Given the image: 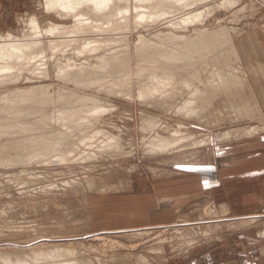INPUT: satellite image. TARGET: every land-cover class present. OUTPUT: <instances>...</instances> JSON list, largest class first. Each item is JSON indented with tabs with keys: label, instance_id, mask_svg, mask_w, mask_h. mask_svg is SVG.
Returning a JSON list of instances; mask_svg holds the SVG:
<instances>
[{
	"label": "rangeland",
	"instance_id": "obj_1",
	"mask_svg": "<svg viewBox=\"0 0 264 264\" xmlns=\"http://www.w3.org/2000/svg\"><path fill=\"white\" fill-rule=\"evenodd\" d=\"M221 1L209 0L207 2L220 3ZM178 14L176 13L174 17H177ZM32 15L38 16L43 28L44 25H48V22L54 23L55 20L72 23L69 18L59 19V16L53 11L47 12L42 7L41 0H0V39L9 37V40L14 39V41L33 40L34 34H32L27 21ZM27 16L29 17L27 18ZM170 19L171 16L161 19L162 21L142 23L143 26L142 24L134 26L132 23L128 30L127 37L129 48L131 47L132 62H130V70L133 74L130 97L111 91L108 85L114 75L110 76L106 70L95 69L96 66L102 64L103 58L111 56L115 50L119 49L118 45L125 46L126 42L124 41L107 42L110 45H105L102 49L93 52L84 50L80 54L79 47L77 48L72 42L69 44L73 47L67 42V44L64 43L66 45L63 44V46L52 50L49 41L53 36L43 35L38 39L42 41L40 47L44 48L45 52L44 54L38 53L37 58L34 57V59L40 58V64L45 66L44 68L40 64L38 65L42 73L39 74L40 70L33 68L19 71L11 69L13 74L9 81L0 85V90L4 88V90L2 89L4 92H0V95H6L10 90H29L30 86L36 87L38 84L39 86L43 84L49 98L54 90L56 93L54 92L52 95V103H49L50 100L48 102L44 100L45 102L42 101V104L39 102L40 105L37 104V106H41V108L38 109V112H41L40 114L34 113L32 118L34 120L44 119L43 121H47L49 129H59L67 135L64 134L62 139L56 141L55 150L50 154H40L30 160L18 159V162L13 163L14 166L11 164L0 165L1 249H10L9 251L16 252L29 242L36 246L44 242L43 246L49 245L48 247L50 245H65V247L74 249L88 262L95 264H217L218 262L227 263L237 260L241 254L248 253L246 255V257L248 256L247 264H251L252 260L264 264V172L256 174L261 171L262 164L258 160L255 161L256 157L253 152H244L243 144L238 143L242 136L221 138L226 130L262 126L264 123L256 122L257 119L239 117L238 111L228 104L225 94L216 97L213 104L208 107H202L198 99L192 101L196 102L197 106L200 105L199 109L192 110L189 106V102H192L189 100L195 97V88L203 91L209 89L210 80L208 79L216 75L215 71L218 69L217 67L220 68V63L215 66L211 65L212 68L208 66L206 69L200 70L198 79L186 89L174 88L170 91L171 94L168 92L172 98V105L171 103L150 104L141 101L138 97L137 72H135L138 61L134 52L138 34L142 32L141 34L146 37L154 38L155 36L156 38L157 34L169 31L172 23H170ZM197 26L201 29L210 28L209 30L230 26L228 29L231 30L230 36L234 45L242 43L247 45L250 39H257L258 54L250 52L249 58L253 61L258 56L264 64V0H237L229 8L219 7L212 11ZM184 33L192 37L195 36L193 26L188 27ZM102 35L108 37L121 34L103 32L92 37H104ZM88 36L90 35L82 37ZM109 49L112 52L108 51ZM35 50L39 52V47H36ZM72 50L74 52H70ZM100 55L101 57H99ZM48 56H50L49 59ZM64 58L66 59L64 60ZM245 59L246 57L244 58L242 55L240 60L232 63L231 72L243 77L249 75L250 71ZM250 60H248L249 63ZM42 62L44 63L42 64ZM66 65H84L93 69L92 75L98 76L96 78L102 76L101 85L94 84L96 88L93 84L77 87L73 81L61 77L60 67ZM43 69H45V73H43ZM227 69V67L224 68L225 72ZM253 71H256V67ZM36 72H38L37 75ZM25 74L29 76L25 77ZM14 85L17 86L13 87ZM73 85H76L77 90ZM19 86L20 88L17 89ZM81 90L85 93L84 96L88 95H86L87 98L90 95L92 97L95 95L91 101L89 98L87 102L85 101L88 107L93 104L99 105L104 108V111L99 110L102 114L99 112L97 115L88 117L87 120L69 122L63 119L64 122L62 120L60 122L57 116H61V114L65 116L63 113L71 107L69 105L72 107L77 105L76 98L80 94L83 95ZM69 91L74 94L76 91L77 97L76 94H73L75 97L69 96ZM106 92L107 94H104ZM63 94H67L64 95L63 102L66 101V97L69 99L72 96L70 102L75 100L74 103L66 104L64 102V106L61 103L62 100H57ZM55 95L58 96L55 97L58 101L55 102L56 104L53 103ZM60 95L62 96L60 97ZM186 96L189 102H187ZM94 99L96 100L94 101ZM44 103L45 105H43ZM54 107L57 108L56 112L53 110ZM261 110L264 112L263 109ZM262 118L264 119L263 113ZM54 121L55 125L50 123ZM74 129L76 130L74 131ZM175 132L203 142L196 145L191 143V145L192 139L190 141L185 139L187 141L184 143L187 144L173 150L163 151L164 153L150 148L149 141L154 140L157 135L174 138ZM87 138L91 139L87 140ZM58 143L62 146H59ZM69 145L72 148L68 147ZM60 153H67L71 160L69 158L70 161L57 159ZM181 156H188L189 163L181 162L179 165H175L172 159ZM37 161L39 162L37 163ZM244 161L246 164L243 163ZM207 164H210L209 168H214L215 172L211 175L207 171L199 170L205 169ZM197 172L202 178H217L220 182L214 188L206 187L199 182V178L196 176ZM220 206H226L228 214L221 215ZM253 214L259 215L260 218L257 222L241 226V228L235 223L236 219ZM138 231L144 233L138 234ZM206 232L207 235H205ZM258 243L260 246L255 245ZM25 251H29V248ZM240 251L241 254H239ZM142 256L148 259L145 263L144 261L142 263Z\"/></svg>",
	"mask_w": 264,
	"mask_h": 264
},
{
	"label": "bare ground",
	"instance_id": "obj_2",
	"mask_svg": "<svg viewBox=\"0 0 264 264\" xmlns=\"http://www.w3.org/2000/svg\"><path fill=\"white\" fill-rule=\"evenodd\" d=\"M207 1H209V0H41V5L44 9H46L47 12L53 11L54 13H56L59 16V19L64 20L66 18H69V19H71L72 23H67L66 21L60 22L59 20H55L54 23L48 22V25H46L47 27L44 25V28H43L42 27L43 25L40 24V22H39L38 16L32 15L30 18H28L29 16H27V18L29 20H27V18H26V20L28 21L29 27H31L30 29L32 30V34H34V36L32 37L33 40L27 39L26 41L25 40L14 41V39H12L13 40L12 41V40H9L8 34H10V32H8V34H7L8 39H2V40L0 39L1 40L0 41V85L5 83V82L7 83V80L9 81L10 77L13 74L11 69H17V71H19L21 69L27 70V69H32V68L33 69H39V70L41 69L40 66L38 67V65L40 64V61H39L40 58L34 59V57L39 56L38 53L44 54V52H45V49L40 47V45L42 44V41L38 39V38L42 37L43 35L53 36V38L50 39V41H49L50 42L49 45H50V47H52L51 48L52 50L54 48L57 49L58 47L63 46L64 43L67 44V42H68V44H69V42L70 43L72 42V43H74V45L77 46V48L79 47L80 51L78 50V52L80 54H81V52L83 53L84 50H86L87 52H93L95 50L97 51L100 48L102 49L103 47H105V45L108 46L109 43L124 41V42H126L125 46L123 45V43H122V45H123L122 47H120V45H118L119 49L115 50L111 54V56H109V57L107 56V57L103 58L101 60L102 64H100V66H96L97 68H95V69L106 70V72H108L110 76L114 75V77H112V79L110 78L111 79L110 85L107 84L108 86H110L109 89L111 91L115 92V94H124L125 96L130 97V95H132L131 94V92H132L131 88H132V82H133L132 81L133 74L130 70L131 69V64H130V62H131L130 48L131 47L129 48V42H128V37H127L128 36L127 35L128 30H130L132 23L134 24V26H137V25H140L142 23L155 22V21H158V20H161L164 18L167 19V17L171 16L170 23L171 22L172 23L170 25L171 28L169 29V31H167L163 34H160V33L157 34L156 38H155V36H154V38L153 37H150V38L146 37L145 35L141 34L142 32L140 33L139 31H137V32H139V34H138V41L134 46L135 47L134 52L136 55V60L138 61V65L136 67L137 69L135 72H137V86H138L137 91H138L139 99L141 101H144V102H149L150 104H158V105L162 104V105H164V104H170L171 103V105H172V100H171L172 98H170L171 96H169L171 94L170 91H172L174 88H176L178 90L182 89V88L186 89L187 87L192 85V83L194 81H196L198 79L200 70H204L208 66H210V68H212L211 65L214 64L213 66H215V64L220 63V68L217 67L218 69H216V71H215L216 75H213L211 77V79H208V80H210L208 83L209 89L208 90L206 89L203 91V90H198V88H195L194 89L195 91L192 90L195 92L194 93L195 97H192L189 101H192V100L196 101L198 99L200 101V103L202 104V107H208V106L213 104V101L215 100L216 97H218L220 94H225V95H227L228 104L232 108H235V110L238 111L239 117L241 116V117H248L249 119L250 118L251 119H257L258 121L255 120L256 122H263L264 123V119L262 118V113L264 114V112H261L262 111L261 109L264 110V64L262 63L263 60H260V58L258 56L256 57L257 59L253 60V61H251L249 58L250 52L253 54H256V55L258 54V52L256 50V47H257L256 44H258L257 39H250L247 45L243 44L242 42H241L242 44L234 45L231 41V36H230L231 30L229 31V29H228V27H230V26H228V27L227 26H222V27L219 26L220 28H217V29L215 28L214 30H209L210 28L209 29L199 28V26H197L198 23L202 22L203 19L208 14H210L212 11H215L217 8H219L221 4L228 5L225 8H229L237 0H222L220 3L207 2ZM182 11H184V12H182ZM250 11H252V10H250ZM176 13L177 14L180 13L181 15L179 16V14H178L177 17H174ZM161 21H159V22H161ZM165 21H167V20H165ZM152 24H154V23H152ZM166 24H168V23H166ZM147 25H149V24H147ZM142 26H143V24H142ZM190 26H193V30L195 31L194 37L190 36L189 34L184 33L188 29V27H190ZM205 26H207V25H205ZM208 27H209V25H208ZM165 28H167V27H165ZM27 31H25V32H27ZM103 32H109V34L110 33H113V34L118 33L121 35H111L108 37H106L105 35H102L104 37L99 36L101 38L92 37L95 34H101ZM86 35H90L91 37L90 36L82 37V36H86ZM22 36L25 37V35H22ZM67 36H68V38H65ZM17 37H18V35H17ZM81 42H83V43H81ZM107 42H109V43H107ZM66 44H64V45H66ZM259 46H261V45H259ZM36 47H39V52H37V50H35ZM71 47H73V46H71ZM80 47H82V48H80ZM112 48H113V46H112ZM56 49H55V51H56ZM67 49H68V47H67ZM74 49H75V47H74ZM73 50L70 52L75 51V50L74 51ZM258 50H259V48H258ZM108 51L112 52L110 49ZM106 53H108V52H106ZM242 55L244 58L246 57L245 63H246V65L250 71L249 75L247 74V76H245V77L236 75V74L231 72L232 63L240 60ZM43 56H42V58H43ZM50 56L52 57V55H50ZM50 56H48V59ZM99 57H101V55ZM43 59H45V58H43ZM65 59L66 58H64V60ZM133 59H134V57H133ZM247 59L250 60L251 62L249 63ZM38 61H39V63H38ZM43 63L44 62H42V64ZM78 63H80V62H78ZM93 63H94V61H93ZM135 63H136V61H135ZM42 66L43 65H41V67ZM224 66L228 68L226 70V72L224 70V68H225ZM43 67L45 68V66H43ZM255 67H256V71L254 72L253 70ZM259 67H260V69H259ZM51 68H52V66H51ZM47 69H48V67H47ZM44 70L45 69L42 70L43 73L46 72V71L44 72ZM50 70H52V69H50ZM92 70L93 69H91L87 66H84V65H82V66L66 65L64 67L63 66L60 67L59 73L61 74L62 78L73 81L75 84H77V87L80 86V88L84 87V85H91V84L101 85L102 76H101V78H96L98 76H94L95 74L92 75L93 74ZM38 72H36V75ZM40 73H42L41 70H40L39 74ZM33 74L35 75V72ZM56 74H58V73H56ZM27 75L25 74V77H27ZM96 75H98V74H96ZM44 76H45V74H44ZM134 78H135V76H134ZM55 79H56V77H55ZM59 79H60V77H59ZM67 80H66V82H67ZM53 83H55V82H53ZM67 83H69V82H67ZM74 83H72V84H74ZM60 85H61V82H60ZM15 86H17V85H14L13 87H15ZM57 86H59V85H57ZM75 86H74V88H75ZM96 86H95V88H96ZM43 87H44L43 84H42V86H39V84H38L36 87L30 86L29 90H22L21 89L22 91L21 90L18 91V90L14 89V90H10L9 93L6 95H0V165L1 164H4V165L11 164L14 166L15 162H18V159L19 160L20 159H23V160L29 159L30 160L31 158H33L37 155H40V154L41 155L50 154L51 152H53L55 150L56 145H54V144L56 143V141L58 142V140L63 138V136L65 134V133H63V131H60L59 129H55L52 127H50L52 129H49L48 128L49 125H48L47 121H43L44 119L39 120V119L35 118L37 120H34L32 118V115L34 113L38 112V109L41 108V106H39V107L37 106V104H39V102H41V104H42V101L47 100V102H48L50 100L49 103H52L51 99H52V95L54 94L55 91L53 90V94L52 95L50 94L51 97L49 96V98H48L47 92L45 90L46 88H43ZM77 87L75 88L76 90H77ZM206 87H207V85H206ZM18 88H20V86L17 87V89ZM21 88H23V87H21ZM98 88H99V86H98ZM2 89L4 90V88H1V90ZM72 89H71V91L74 92ZM87 89H88V86H87ZM1 90H0V92H4L3 90L2 91ZM68 90H70V89H68ZM105 90H107V89L105 88ZM60 91H61V89H60ZM174 91H176V90H174ZM198 91H199V93H198ZM69 93H70V91L68 92V94ZM82 93H83V91H82ZM73 94L74 93H70L69 96L73 95ZM75 94H76V91H75ZM84 94L85 93H83V95L80 94L79 95L80 97L79 96L77 97V94H76L77 98H76V101L75 100L74 101H75V103H77V105L75 104L74 107H72V105H69L71 107L67 109V112L63 113L65 116H63L62 114H61V116H57V118L60 120V122H61V120L63 121V119L67 120L69 122H79V121L84 120V119L87 120L88 117H90V116L97 115L100 111L102 112V110L104 108L100 107L99 105L93 104V106L88 107V105L86 104L87 99L89 98L91 101V99H93L95 95L93 97H92V95H90L91 97L89 96L87 98L88 95L86 94L87 96L86 95L84 96ZM104 94H107V92ZM64 95H67V94H63V96L60 95V97L62 96L61 98L59 97L60 99L55 98V97H58L55 95L54 96L55 100H53V103L58 102V101H56V99L62 100V102L61 101L60 102L63 104H64V102H66V104L67 103L72 104V102L74 103V101L70 102L71 101L70 99L73 98L72 96H71L72 98L70 97L69 99L66 97L65 98L66 101L63 102ZM190 96H192V95H190ZM222 99H223V97H222ZM95 100L96 99H94V101ZM186 100H187V102H189L187 99V96H186ZM186 100L184 99V101H186ZM94 101H93V103H94ZM176 101H177V99H176ZM194 101H192L191 103L189 102V106L192 110H195V108L197 109L200 106V105L197 106L195 104L196 102H194ZM97 102H99V101H97ZM190 104H192L194 107ZM43 105H45V103ZM91 105H92V103H91ZM64 106H65V104H64ZM154 106L156 107V105H154ZM56 107H58V106H56ZM110 108H112V107H110ZM186 108H189V107L186 106ZM56 109L54 107L53 110L55 111ZM166 110H168V109L166 108ZM62 111H63V109H62ZM64 111H65V109H64ZM105 111H106V109H105ZM108 111H110V110H108ZM237 111H236V113H237ZM40 112H38V113L40 114ZM55 112H54V114H55ZM58 112H61V110L60 111L58 110ZM145 114L148 115V113H145ZM190 115H191V112H190ZM236 117H237V115H236ZM198 119H199V117H198ZM50 123L51 124L54 123V125H55V121L50 122ZM83 127H84V125H83ZM73 128H75V127H73ZM68 129H70V128H68ZM75 130L76 129H74V131ZM260 130H264V124L262 126H255V127H251V128L249 126V127L241 128V129L239 127L235 130H226V132H224L222 134L223 137L221 136V138H229L231 136L232 137L233 136H235V137H239V136L241 137L242 136L243 137V135H249V134L255 133V132L260 131ZM64 132H67V131H64ZM65 135H67V134H65ZM174 135H175L174 138L162 137V136L157 135L154 138V140L152 139L151 141H149L148 144L152 150H157V151L163 152V151H167V150H173L174 148H179L182 145L187 144V143H184L185 141H187V140L190 141V139H192V138H187V137L183 136L182 134L180 135L178 132H175ZM245 137H247V136H245ZM90 139L87 138V140H90ZM185 139H187V140H185ZM65 140L67 141V139H65ZM95 141H96V139H95ZM88 142H87V144H88ZM201 142H203V141H198L196 139H192L190 144L192 143V144L196 145V144L201 143ZM63 143L65 144V142H63ZM60 145L61 144H59V146ZM64 146H66V145H64ZM75 146L73 147V149L75 148ZM68 147H71V146L69 145ZM60 150L63 151L62 149H60ZM111 150H113V149H111ZM81 151H82V149H81ZM150 153H152V152L150 151ZM78 156H80V155H78ZM187 157L188 156H181L178 158H173L172 160H173V163L175 165L176 164L179 165L181 162L182 163H184V162L189 163V161H188L189 159ZM68 158L69 157H68L67 153L66 154L60 153L57 156V159H61V161L67 160ZM69 159H68V161L71 160V159L70 160ZM39 161H40V159H39ZM39 161H37V163ZM20 163H18V164H20ZM26 163H27V161H26ZM35 163H36V161H35ZM18 166H20V165H18ZM18 169H20V168H18ZM26 174H28V173H26ZM220 212H221L220 214L224 216V215L228 214V208L226 206H223V207H221ZM218 214H219V212H218ZM218 214H217V216H218ZM259 218H260L259 215H254V214L253 215H246V216L240 217L239 219H236L237 222H235V223L238 226H240V228H241V226L248 225V224L253 223V222L254 223L257 222L259 220ZM222 220H223V218H222ZM232 222H234V221H232ZM199 229H201V228H199ZM114 230H116V229H114ZM184 230H185V228H184ZM262 230H263V228H262ZM165 231H166V229H165ZM180 231H178V232H180ZM142 233H144V232L138 231V234H142ZM199 234H201V233H199ZM263 234H264V231H263ZM205 235H207V232ZM259 235H261V234H259ZM43 244L36 246V245H32V242L31 243L29 242V243H26L24 245L25 247H23L26 249L29 248V251H25L26 249L22 250L23 248L22 249L20 248V250L17 249L18 251H16V252L15 251H9L10 249L9 250H4V248L1 249L2 248L1 247L0 248V264H5V260H7V264H95V263H91L90 261L88 262L82 255H79L74 249H71L69 247H65L64 244H63L64 246H62V245L51 246L50 245V247H48L49 245L43 246ZM187 245H189V244H187ZM3 247H5V246H3ZM141 260H142V263H143V261L145 263V261L148 259H145V257L142 256ZM92 262H94V261H92Z\"/></svg>",
	"mask_w": 264,
	"mask_h": 264
},
{
	"label": "crops",
	"instance_id": "obj_3",
	"mask_svg": "<svg viewBox=\"0 0 264 264\" xmlns=\"http://www.w3.org/2000/svg\"><path fill=\"white\" fill-rule=\"evenodd\" d=\"M245 136H247V137H245ZM238 143L241 144V145L243 144L244 152L251 151V152L254 153V155L256 157V158H254L255 161L258 160L259 163L262 164L261 165V169H260L261 171H258L256 174H262V172H264V170H262V169H264V130H260V131H257L255 133L249 134V135H243V137L239 138V142ZM243 163H245V161ZM208 165H210V164H207L205 169L203 168V169H199V170L207 171L208 174L211 175L215 171H214V168H212V167L209 168ZM179 168L182 169L183 167H179ZM201 171H199V172H201ZM196 176L199 178V182L201 184H203V185L207 184L206 187L214 188V186L217 185L220 182L217 178H208V177H203L202 178L199 175L198 172H197ZM259 243H260V241H259ZM259 243L255 244V245L260 246ZM249 253H250V251H249ZM239 254H241V251H240ZM246 255H248V253L247 254H245V253L241 254V256L238 257L237 260H233V261H230V262H227V263L218 262L217 264H247L248 256L246 257ZM251 262H252L251 264H261L260 262H257L255 260H252ZM211 263H213V261H211Z\"/></svg>",
	"mask_w": 264,
	"mask_h": 264
},
{
	"label": "clouds",
	"instance_id": "obj_4",
	"mask_svg": "<svg viewBox=\"0 0 264 264\" xmlns=\"http://www.w3.org/2000/svg\"><path fill=\"white\" fill-rule=\"evenodd\" d=\"M228 5L221 4L220 7H227ZM59 7V6H58ZM5 264H7V260H5Z\"/></svg>",
	"mask_w": 264,
	"mask_h": 264
},
{
	"label": "snow or ice",
	"instance_id": "obj_5",
	"mask_svg": "<svg viewBox=\"0 0 264 264\" xmlns=\"http://www.w3.org/2000/svg\"><path fill=\"white\" fill-rule=\"evenodd\" d=\"M205 186H207V184H205Z\"/></svg>",
	"mask_w": 264,
	"mask_h": 264
}]
</instances>
